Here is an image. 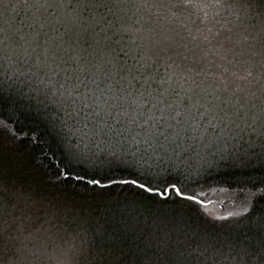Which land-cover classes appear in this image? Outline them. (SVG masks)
Listing matches in <instances>:
<instances>
[{
	"label": "snow or ice",
	"instance_id": "6c2138e0",
	"mask_svg": "<svg viewBox=\"0 0 264 264\" xmlns=\"http://www.w3.org/2000/svg\"><path fill=\"white\" fill-rule=\"evenodd\" d=\"M247 2L264 15V0ZM200 6L0 0V113L44 125L65 146L52 181L60 191L88 197L119 189L149 202L116 209L100 225L93 244L106 264H264V187H257L264 185V36L258 47L235 42L242 46L227 61L232 70L207 61L223 71H197L185 63L189 53L199 63L198 54L207 57L201 44H211L189 26ZM230 52L221 43L214 55ZM20 139L0 121V146ZM214 173L256 190L238 211L212 216L225 223L194 224L198 208L217 201L187 181ZM161 202L179 212H153L151 203Z\"/></svg>",
	"mask_w": 264,
	"mask_h": 264
},
{
	"label": "trees",
	"instance_id": "16d2710c",
	"mask_svg": "<svg viewBox=\"0 0 264 264\" xmlns=\"http://www.w3.org/2000/svg\"><path fill=\"white\" fill-rule=\"evenodd\" d=\"M14 2V0H12ZM200 8L193 9L192 20L195 23L190 24L192 34L199 36L197 29L208 35L211 44L202 43L201 47L207 52V57L198 54L199 63L192 62V55L189 53V66L197 71L207 66V61L215 63V59H220L214 55L217 49L223 43L224 48H232L230 52L233 56L234 52H239L242 45H236V41H243L244 23H255L252 21H241L236 15H230L228 10L221 9L217 6V0H200ZM211 5H216L212 7ZM210 30V31H209ZM231 30V31H229ZM231 36V42L227 41V37ZM161 39V37H160ZM223 54V50H221ZM237 58V57H236ZM230 67L229 64H221ZM207 71L220 73L223 67H208ZM0 121L7 124L12 131L21 137L16 142V147H9L7 142L0 146V183L5 189L19 190L25 195L31 193L34 197L40 195L57 196L69 207V216L74 218L76 222L83 224L92 233L93 239L100 231V225H103L106 219H110L112 212L125 206L132 208H143L148 201L137 197L133 192L121 191L116 189L105 195H96L81 197L76 195L71 189L60 191L54 186L52 181L58 175L60 168L66 157V148L57 138L50 134L44 125H37L26 120L22 115H11L9 112L0 113ZM27 133V135H24ZM79 170L80 166H75ZM223 173H214L211 176L196 177L187 181L189 188H194L197 192L203 190L209 195L205 199H213L217 201L214 204L215 211L213 215H226L229 211L239 208L248 189L255 191L251 182L245 183L243 179L238 180L233 177L228 183L221 180ZM257 187H264L257 183ZM212 188H228V192L217 191L215 194L211 192ZM240 189H244L243 192ZM5 195L4 191H0V196ZM153 201L160 200L159 197L153 196ZM171 200L172 198H168ZM12 201H9L11 203ZM255 204V200L253 201ZM211 206V205H209ZM151 209L155 213L171 215L179 212L178 206L170 203H151ZM198 207V206H197ZM43 209L41 210V215ZM206 222V223H205ZM193 223L207 227L213 223L220 224L225 222L213 221L204 209L198 208V212L193 217ZM223 237V231H220ZM10 253L0 250V264H6Z\"/></svg>",
	"mask_w": 264,
	"mask_h": 264
},
{
	"label": "clouds",
	"instance_id": "9594fccd",
	"mask_svg": "<svg viewBox=\"0 0 264 264\" xmlns=\"http://www.w3.org/2000/svg\"><path fill=\"white\" fill-rule=\"evenodd\" d=\"M217 6L242 22L254 20L243 24V41L259 46L264 15L258 6L247 0H217ZM0 191L5 192L0 196V250L10 253L6 264H106L92 233L69 216L66 202L53 195L37 198L8 190L2 183Z\"/></svg>",
	"mask_w": 264,
	"mask_h": 264
},
{
	"label": "bare ground",
	"instance_id": "6f19581e",
	"mask_svg": "<svg viewBox=\"0 0 264 264\" xmlns=\"http://www.w3.org/2000/svg\"><path fill=\"white\" fill-rule=\"evenodd\" d=\"M182 51V50H181ZM242 57H240V56H237V59H241ZM233 59V56L231 55V54H227L226 55V58L225 59H223L222 61H220L219 59H215V63H219V64H228L227 63V61L228 60H232ZM232 68H233V65H231L230 67H229V69L230 70H232ZM206 70H208V66H206ZM215 206L214 205H211V206H208V208L207 209H204L205 210V212L209 215V216H213V213H214V211H215V208H214ZM239 208H235L233 211H235V210H238Z\"/></svg>",
	"mask_w": 264,
	"mask_h": 264
},
{
	"label": "rangeland",
	"instance_id": "374dc122",
	"mask_svg": "<svg viewBox=\"0 0 264 264\" xmlns=\"http://www.w3.org/2000/svg\"><path fill=\"white\" fill-rule=\"evenodd\" d=\"M161 39H163V36H161ZM239 210V209H238ZM238 210H235V211H238Z\"/></svg>",
	"mask_w": 264,
	"mask_h": 264
}]
</instances>
